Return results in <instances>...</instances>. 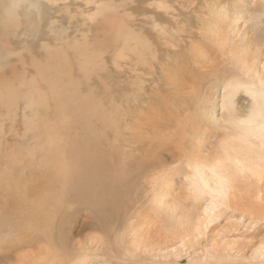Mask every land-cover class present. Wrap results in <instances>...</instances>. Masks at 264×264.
<instances>
[{
    "label": "rangeland",
    "instance_id": "rangeland-1",
    "mask_svg": "<svg viewBox=\"0 0 264 264\" xmlns=\"http://www.w3.org/2000/svg\"><path fill=\"white\" fill-rule=\"evenodd\" d=\"M53 1L39 27L0 13V264H244L264 243V173L207 222L182 155L238 146L222 119L243 117L248 97L223 102L229 82L256 85L264 0H187L176 22L158 0H70L56 13Z\"/></svg>",
    "mask_w": 264,
    "mask_h": 264
},
{
    "label": "bare ground",
    "instance_id": "bare-ground-1",
    "mask_svg": "<svg viewBox=\"0 0 264 264\" xmlns=\"http://www.w3.org/2000/svg\"><path fill=\"white\" fill-rule=\"evenodd\" d=\"M9 1L10 2H9L8 8L6 7L5 11L0 12L2 13V18H3V15H5L6 18L7 16H11L12 18H17L18 14L16 13V11L19 10L21 12V15H23L24 18L32 17V20L30 22L32 21L37 22V25L39 27L40 20L42 19V13H43L41 0H9ZM69 1L70 0H54L53 2H50L49 5H51L52 8H55V13H56L57 11L59 12L60 3L64 5L65 8L68 9L70 5ZM91 1L93 2V0ZM98 1L99 2L96 3L97 5H99L101 0H98ZM171 2L172 3L170 5L168 1L165 2L162 0H158V2L155 3V5L158 9L161 10L159 12H161L163 16L165 15L167 16L169 20L176 22V20H180V17H182L181 15L182 10L183 11L187 10L189 5H191V3L187 0H178V1L173 0ZM175 3H177L180 8L176 9L174 6ZM149 4L152 5L153 3H149ZM192 12H195V11H192ZM154 17H146V18L150 20V23L155 28V30H157V32L163 31L165 33L166 32L164 31L165 27L163 25L161 26L160 24H158L156 22L157 20L155 21ZM12 23L15 25V21H12ZM18 25H19V22L16 23V26L13 30L14 35L20 31L19 30L20 27ZM31 25H33V23ZM31 25L25 26V28L31 30L29 31L28 36L30 35L32 36V38H34L35 36L38 35L40 30L38 29L33 30ZM178 25L179 24L177 23V27ZM123 31L125 32V30H122V32ZM183 31H181V33ZM132 35H134V33H132ZM23 36H24V33H23ZM24 38L26 37L24 36ZM53 39L60 41V42L67 41V38L65 37L61 38V36L59 35L58 37L53 38ZM124 39H126V36H124ZM142 47L143 46H141L140 48ZM147 47H150V46H147ZM9 54H11V51L9 52ZM140 55H142V53ZM0 57H3V58L8 57L7 52L3 50L2 54H0ZM154 57H156V55ZM151 64L153 65V68L149 69L148 72H155V70H157L159 67V61L152 60ZM261 68H262L261 71H259L260 69H258L257 71L254 72V79H255L256 85L251 84V82H247L245 80H235L233 82H229L227 86L228 94L226 95L224 99L223 107L227 108V105L230 104L231 102V98L235 96L237 93H239L240 91L246 94V96L248 97V102H249L248 109L243 117L236 118L232 114L233 111H231V113L226 114L225 118L222 119V124H224L223 129L225 132V137H227L229 141L236 140L238 142V146L229 147L226 145L227 148H224L221 153H219L218 150L216 149L217 151H214L213 153L211 152V154H206L203 151L204 150L203 147H202L203 150L200 149L201 147H199L197 150L193 151V149L196 146H194L192 143L195 140L196 134L194 135L192 133V135H190L189 137L179 136L180 137L179 140H181L182 142L181 150L187 149L188 151H193L192 155L190 154L182 155V159L187 163L188 167L191 170V175H190L191 177L189 178V189L194 194H197V195L206 194L209 197V204L205 207H202L201 209V215H204L206 217L207 222H211L216 217V214H215L216 207L213 205L216 204L218 200L220 202L225 201L226 198L228 197V193L237 187L236 185L237 183L240 184V182H246L254 187L260 188L259 184L263 182V181L261 182V179H258V178L261 177V175L264 173V171H262V168L264 169L263 167L264 165L262 164V167H261V163H264V62L261 64ZM246 70L243 71L241 69L243 74H247L250 71V69H246ZM232 77L238 79L236 76H232ZM151 128H152V131L154 130L155 132L157 131L161 132L160 128L156 126L155 127L152 126ZM122 134L125 135L124 133ZM228 140L227 139L225 140L226 144ZM169 144L171 145L172 142L169 141L168 145ZM184 144H186L187 148H185ZM233 144L234 142L232 143V145ZM124 147H125V155H126L127 146L125 145ZM165 147L163 149H160V151L161 152L167 151L168 149L167 147L166 148ZM173 147H175V145ZM254 149L260 150V152ZM157 153L158 152L154 149V152L152 155H157ZM157 158H152V159L156 160ZM259 171H261L262 174H260L261 172L259 173ZM263 187H264V183H263ZM261 188H262V185H261ZM261 191L259 192L261 193ZM103 199L105 200V205L103 206V209L104 207L106 209L108 207V205H106V202L110 199L112 200L113 198L112 197L109 198L106 196ZM95 208L97 211L100 210L98 207H95ZM107 214L109 215V213ZM241 250L242 249H239L238 251H241ZM240 258H242V260L241 259L237 260L239 261V263L264 264V243L263 242L259 243V246L248 257L242 256ZM83 262H84L83 260H80L78 264H83Z\"/></svg>",
    "mask_w": 264,
    "mask_h": 264
}]
</instances>
